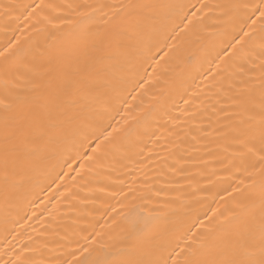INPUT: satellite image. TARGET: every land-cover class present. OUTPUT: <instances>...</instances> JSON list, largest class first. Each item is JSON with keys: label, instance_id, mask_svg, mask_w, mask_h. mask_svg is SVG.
<instances>
[{"label": "bare ground", "instance_id": "bare-ground-1", "mask_svg": "<svg viewBox=\"0 0 264 264\" xmlns=\"http://www.w3.org/2000/svg\"><path fill=\"white\" fill-rule=\"evenodd\" d=\"M257 6L0 0V264H189L258 222Z\"/></svg>", "mask_w": 264, "mask_h": 264}, {"label": "snow or ice", "instance_id": "snow-or-ice-1", "mask_svg": "<svg viewBox=\"0 0 264 264\" xmlns=\"http://www.w3.org/2000/svg\"><path fill=\"white\" fill-rule=\"evenodd\" d=\"M264 5V0H261ZM260 16L264 17V7L257 6ZM262 111H264V97L261 101ZM259 250L260 260L252 259L254 250ZM217 258L200 262H189V264H264V202H262L258 222L253 219L251 223H246L237 228L234 239H230L223 251L216 254ZM123 264H167L166 260L154 261H126ZM175 264V261H173Z\"/></svg>", "mask_w": 264, "mask_h": 264}]
</instances>
